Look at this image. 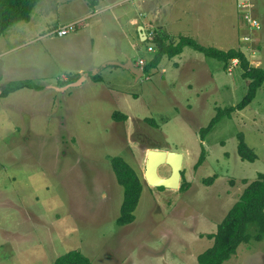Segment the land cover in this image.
<instances>
[{
  "label": "rangeland",
  "instance_id": "rangeland-1",
  "mask_svg": "<svg viewBox=\"0 0 264 264\" xmlns=\"http://www.w3.org/2000/svg\"><path fill=\"white\" fill-rule=\"evenodd\" d=\"M142 18L147 40L160 34L176 44L188 36L238 49L264 69V0H101L94 7L39 0L28 21L0 35V93L12 80L40 86L0 96V264H54L69 250L93 264H198L213 243L209 235L264 172V82L202 140L200 129L218 109L247 92L238 59L225 67L184 47L144 71L154 49L138 37ZM70 21L81 23L65 36L50 34ZM125 52L143 69L137 80L105 66L125 63ZM80 68L88 75L81 83ZM68 76L73 83L62 84ZM240 133L257 156L252 162L238 155ZM149 149L183 155L177 189L147 184ZM114 156L142 182L135 218L124 225L116 222L123 187ZM158 173L167 177L171 168L161 163ZM222 264H264V239L241 243Z\"/></svg>",
  "mask_w": 264,
  "mask_h": 264
},
{
  "label": "trees",
  "instance_id": "trees-1",
  "mask_svg": "<svg viewBox=\"0 0 264 264\" xmlns=\"http://www.w3.org/2000/svg\"><path fill=\"white\" fill-rule=\"evenodd\" d=\"M91 7L98 5L100 0H86ZM39 0H0V35L13 23L28 21L33 7ZM155 43L154 55L144 66V71L155 67L163 56L173 57L182 52L184 47H191L202 53L205 57H211L224 63L238 59L242 77L248 80L247 92L235 105L226 109H218L209 123L200 129V137L203 140L208 132L223 115L230 116L231 111L243 109L255 97L257 89L264 82V69L250 65L244 53L238 49H219L212 46H203L195 39L181 36L176 44L167 42V36L156 35L151 40ZM93 81H100L98 73L91 74ZM75 79L69 78V83ZM21 88L40 89L39 85L33 84L31 80L19 79L7 82L0 96H6ZM124 118V117H123ZM237 152L242 160L254 161L256 154L246 144L243 134H238ZM117 182L123 187V199L120 206V214L116 219L117 224L131 223L135 216L133 214L142 190V182L135 170L120 156L110 159ZM209 182L210 180H205ZM163 188V187H160ZM254 226L253 234L249 233L250 227ZM253 228V227H252ZM251 230V229H250ZM213 238L211 247L200 253L197 257L198 264H222L236 253L241 243H247L251 239L261 241L264 239V172H259L256 179L242 191L239 199L228 209L223 219L217 224L216 232L210 234ZM54 264H93L91 260L78 250H69L58 256Z\"/></svg>",
  "mask_w": 264,
  "mask_h": 264
},
{
  "label": "water",
  "instance_id": "water-1",
  "mask_svg": "<svg viewBox=\"0 0 264 264\" xmlns=\"http://www.w3.org/2000/svg\"><path fill=\"white\" fill-rule=\"evenodd\" d=\"M139 38L141 42H144L146 46H155V43L151 40H147V36L143 32L142 26H139ZM108 65H118L129 72H131L135 78H139L143 75V69L135 66L131 60H127L125 63H118L110 61ZM79 80V79H78ZM75 81V82H78ZM73 83V82H72ZM71 84V83H70ZM69 84V85H70ZM183 155L178 152L165 151L158 149H149L146 155V163L144 169V177L147 184L155 187H164L168 189H177L181 179ZM167 164L171 168V173L167 177H162L158 173L159 164Z\"/></svg>",
  "mask_w": 264,
  "mask_h": 264
},
{
  "label": "built area",
  "instance_id": "built-area-1",
  "mask_svg": "<svg viewBox=\"0 0 264 264\" xmlns=\"http://www.w3.org/2000/svg\"><path fill=\"white\" fill-rule=\"evenodd\" d=\"M246 20H247V23H248L250 28H256L257 29L259 27V23L256 19L246 17ZM80 23L81 22L70 23V24L60 26L58 28H55L50 34H55L59 37L65 36L68 33L75 31L76 28L80 25ZM148 50H152V47H148Z\"/></svg>",
  "mask_w": 264,
  "mask_h": 264
},
{
  "label": "crops",
  "instance_id": "crops-1",
  "mask_svg": "<svg viewBox=\"0 0 264 264\" xmlns=\"http://www.w3.org/2000/svg\"><path fill=\"white\" fill-rule=\"evenodd\" d=\"M84 1V3L88 6V4H87V1L86 0H83ZM101 2V0L99 1V3ZM98 3V4H99ZM142 6H143V2H142ZM141 16L143 17V13L141 14ZM153 16H156V13H154L153 14ZM82 18H84V17H82ZM148 21H152L150 18H148L147 19ZM147 21V22H148ZM131 22H132V20H131ZM69 23H73V22H68V23H66V24H69ZM62 24H65V23H62ZM62 24H59V25H62ZM137 25H138V28H139V26H143V18H142V21H140L139 23H137ZM138 37H139V30H138ZM134 45V44H133ZM184 49V48H183ZM182 52H183V50H182ZM181 52V53H182ZM180 53V54H181ZM180 54H178V55H180ZM178 55H176V56H178ZM123 56L126 58V61H124V62H127V60H130V59H127L128 58V53L127 52H125L124 54H123ZM105 60H107V59H105ZM116 60H118V59H116ZM108 62V61H107ZM110 62V61H109ZM114 62H116V61H114ZM133 63V62H132ZM134 65H136L137 63H133ZM106 65H108L107 63L105 64V66ZM105 66H102V67H105ZM113 66H118V65H113ZM119 67V66H118ZM121 68V67H120ZM121 69H123V71H128V70H126V69H124V68H121ZM191 71L193 72L194 70L193 69H191ZM78 74H81V76H80V78H78L79 79V81H80V83L81 82H83V81H85L86 80V78H87V73H85V70L83 69V68H80L78 71ZM131 73V72H130ZM91 74H93V73H91ZM132 74V73H131ZM133 75V74H132ZM134 76V75H133ZM64 77V76H63ZM64 78H67V76H65ZM135 78V77H134ZM136 79V78H135ZM137 80V79H136ZM102 81V78L100 77V81H94V82H97V83H100Z\"/></svg>",
  "mask_w": 264,
  "mask_h": 264
}]
</instances>
